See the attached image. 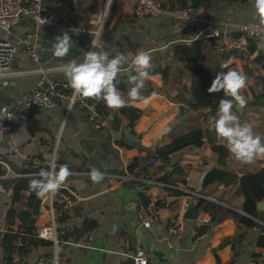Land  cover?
I'll use <instances>...</instances> for the list:
<instances>
[{
  "label": "crops",
  "instance_id": "0c3cea01",
  "mask_svg": "<svg viewBox=\"0 0 264 264\" xmlns=\"http://www.w3.org/2000/svg\"><path fill=\"white\" fill-rule=\"evenodd\" d=\"M44 3L51 11V24L69 29L73 46L66 57L56 58L53 43L64 32L42 25L29 16L22 17L13 29V38L16 39L24 32H30L42 57L40 62H35L18 51L10 69L0 78V108L10 109L19 116L8 123L9 130L0 143V156L12 173L23 174L17 178L8 176L0 179V263L14 256L31 261L54 249L48 197L37 198L26 189L20 192L18 200H13L11 187L18 178L31 179L41 169H49L48 162L53 155L58 167L67 164L72 173L64 185L82 198L71 211L57 216L55 235L59 264H129L130 255L137 248L143 249L147 264H247L251 252L264 253V247L254 243L258 234V229L254 227L248 231L238 256L231 262L233 246L226 238L232 236L236 223L230 216L217 218L214 223V220L210 222L207 212L195 209V219L182 217L187 206L195 204L193 193L202 189L210 192V195H203L204 198L242 212L243 197L236 191L237 182L224 184L221 179L206 173L214 168H226L240 177L248 171L264 167V160L242 164L229 151L223 159L225 163H220L218 155L212 150L215 144L226 147V142L216 136L212 122L217 115L219 100L230 97H225L221 91L216 93L213 107L194 108L190 105L194 100L191 87L195 61L204 63L208 68L215 66L220 72L228 70L221 65L231 59L229 68L244 73V62L249 64L256 51L249 53L245 59L239 56L215 58V51L200 33L204 27L203 20L188 22L164 15L137 17L132 12L134 0H112L101 25L96 17L108 4L106 0H44ZM192 10L194 15L221 28H260L252 0H246L244 4L238 0H217L212 7L198 6L192 7ZM88 15L95 16L92 22L87 21ZM190 22L194 24L189 26ZM97 34L110 58L117 53L151 52L152 79L145 82L142 90L149 102L128 106L138 114L127 107L117 110L120 118L118 127L112 129L111 126L110 132L104 133L91 123L89 113L94 106L83 101L77 100L71 111L68 97L58 98L48 108L23 103V98L32 90L46 89L50 79L63 81L68 86L60 66L71 60L81 62L84 52L91 50V40ZM258 38L259 46L264 43V32ZM179 42H186L192 47L191 60L176 58L173 46ZM259 49L264 56V48ZM253 65L255 75H264V67ZM15 71L21 73L17 75ZM246 76L247 87L242 94L247 103L243 108L234 107L233 110L242 123L252 124L254 132L264 137V95L258 102L254 100L253 94L260 90L261 85L256 84L253 76ZM131 87L125 77L121 91L125 98ZM71 92L68 86L67 95ZM193 128L203 131L202 146L176 150L169 154L168 163L155 156L158 147ZM111 131L120 133L117 139L112 138ZM135 140L144 148L136 147ZM33 156L41 160L38 168L32 166ZM151 156L157 158L153 179L158 171L162 174L166 170L169 172L167 176L174 180L182 194L168 195L163 186L146 184L144 192L149 199L148 204L155 207L158 218L149 227H143L138 219L142 204L136 185L129 181L110 185L106 176L100 183H93L84 172H89L91 168H97L104 174L120 172L129 164L139 162L128 167L137 170ZM1 171L4 169L0 167ZM64 214L67 217L60 222L59 218ZM85 219L95 223L89 231L83 230ZM28 226L33 227L37 237L50 240L52 244L24 250L20 247V238L15 237L10 242L14 248L3 249L5 233L25 234ZM170 226H174L175 232L168 231ZM59 229L69 232V236L60 237Z\"/></svg>",
  "mask_w": 264,
  "mask_h": 264
},
{
  "label": "clouds",
  "instance_id": "9594fccd",
  "mask_svg": "<svg viewBox=\"0 0 264 264\" xmlns=\"http://www.w3.org/2000/svg\"><path fill=\"white\" fill-rule=\"evenodd\" d=\"M252 4L259 27L264 29V0H252ZM40 20L42 25L46 23L45 20ZM53 45V55L62 59L68 55L73 42L65 32L55 38ZM259 47L264 48V43H260ZM231 63L232 60L229 59L221 65V68L228 70L218 72L207 89L209 94L222 91L225 97L231 98L219 100L212 128L216 136L226 142L229 153L236 161L251 164L256 160H264V137L254 132L252 124L242 123L233 110L234 107L243 108L247 103L242 90L247 87L248 77L229 68ZM152 68L150 51L138 50L135 54L128 55L117 53L110 58V53L105 50L104 42L97 34L91 40V50L84 52L81 62L71 60L60 66V71L72 89L69 110L77 100L87 99L103 101L112 110L147 104L148 98L142 94V90L145 82L152 79ZM121 77H127V82L132 85L127 98L118 87ZM71 175L67 164L58 168L53 164L50 169H41L35 177L29 179L28 187L37 198L46 199L58 192ZM88 176L93 183H100L105 179V174L97 168H91Z\"/></svg>",
  "mask_w": 264,
  "mask_h": 264
},
{
  "label": "built area",
  "instance_id": "2783aa9c",
  "mask_svg": "<svg viewBox=\"0 0 264 264\" xmlns=\"http://www.w3.org/2000/svg\"><path fill=\"white\" fill-rule=\"evenodd\" d=\"M108 4L105 9L98 14V19L101 25L107 15L108 7L112 0H106ZM132 12L137 17L146 16H172L183 18L186 21H192L194 19L203 20L204 27L200 33L205 38H220L219 50L224 49H235L242 52L248 51L247 36L258 37L264 29L258 27H242L239 30L243 31L238 37L230 35V28H221L214 26L211 21L203 19L200 16L194 15L192 7L187 6L180 9L168 10L164 7L162 0H134V6ZM32 17L38 23L41 20H45V25L52 23V16L49 7L44 3V0H0V78L6 74L10 69L11 63L15 58L18 51L23 52L29 58L35 62H40L41 52L35 46L33 42V35L30 32H24L20 37L13 38V29L18 24L19 20L24 17ZM95 17V16H94ZM92 15H88L87 21L92 22L94 19ZM202 18V19H201ZM42 70V69H40ZM219 71H216V74ZM15 74H20V71H15ZM48 87L46 89H34L23 98L25 105H34L40 107H51L54 104V98H71L72 92L69 96L66 93L67 84L63 81L50 79L48 81ZM90 120L92 125L104 133H109L111 130V123L113 120V112L105 111L98 113L95 110H90ZM19 116L14 111L5 107L0 108V143L3 141L4 136L9 130V122L13 119H18ZM157 158L154 156L148 157L142 168L137 170H131L128 167H124L120 172L106 173L105 176L108 178L110 185H115L120 182L129 181L136 185L139 190L145 191L143 185H158L164 186L166 184L153 179L152 174L155 171L154 164ZM32 166L38 168L41 164V160L37 156L31 157ZM49 169L55 164L58 167V163L54 155L48 162ZM0 167L4 171L0 172V179L8 176L20 177L22 173H12L7 162L0 156ZM39 172V171H38ZM37 172V173H38ZM89 172H84L88 174ZM193 195L203 196L202 194L195 192ZM82 198L71 188L63 185L58 192L54 195L48 196V205L50 220L52 228L54 230L53 235V246L54 249L51 253L40 254L33 260L27 261L20 256H14L10 259H4L0 264H59V257L56 249L57 238H56V219L57 216L63 212L71 211ZM57 208V210L55 209ZM158 218L155 207L151 204L141 205L138 211V219L143 227H149ZM169 232H175L174 226H170ZM131 263L129 264H147V257L141 248H137L130 255ZM126 264V263H122ZM247 264H264V258L261 256L256 258H250Z\"/></svg>",
  "mask_w": 264,
  "mask_h": 264
},
{
  "label": "trees",
  "instance_id": "16d2710c",
  "mask_svg": "<svg viewBox=\"0 0 264 264\" xmlns=\"http://www.w3.org/2000/svg\"><path fill=\"white\" fill-rule=\"evenodd\" d=\"M227 2H232L234 0H225ZM241 4H244L246 0H238ZM217 2V0H163V5L168 10H175L184 8L187 6L190 7H212V5ZM161 16V15H160ZM179 21V20H178ZM180 22V21H179ZM184 22V21H183ZM194 23L190 22L188 25H193ZM187 25V24H185ZM202 28V27H201ZM243 34L242 30L239 29H231L230 35L234 37H238ZM202 39L208 42L207 44L211 45V49L214 57L221 56L223 59H228L230 57L239 56L242 59L248 58L249 53H253L256 51L255 55L250 59V63L244 62V73L248 76H253L256 80V84L259 83L260 90L257 93L253 94V98L256 102H258L259 98L264 95V75L263 74H254V65L257 64L261 67H264V56L260 52L258 42L260 38L258 37H251L247 36L248 42V51L242 52L235 49H224L219 50L218 46L220 45V38H205L202 35ZM173 49L176 51V58L181 61H189L192 59V47L186 42H179L173 46ZM193 83L191 87V96L193 97V102L190 103L191 107H198V106H214L213 100L216 96V93L209 94L207 89L211 86V82L213 80L212 74L209 72L208 67L205 66L204 63L195 61L193 66ZM125 83V77H121V83L118 85L120 91L123 90ZM81 101V100H80ZM87 105L94 106V110L98 113H102L105 111H111L106 107L103 101H96L93 99L83 100ZM132 109L131 107H127ZM138 114V111L132 109ZM113 113V120L111 123L112 129H116L120 122L119 114L117 110H112ZM203 131L200 128H193L189 131L176 135L172 137L169 143L158 147L155 150V156L159 157L164 163L169 162V154L172 152L182 149L188 146H195L200 147L203 145ZM212 150L218 155V161L220 163H225L224 158L228 154V150L225 146L221 144L212 145ZM139 162H135L129 164L128 167L131 168L133 166L138 165ZM207 175L219 178L224 184L236 183L237 193L241 194L243 197V202L241 205L242 212L235 211L230 207H224L216 202L210 201L203 196H196L194 197L195 201V209L198 211L207 212L210 215V222H212L215 218L221 219L224 216H230L236 223V228L232 236L227 237L226 241L232 243L233 250L231 256V262L238 256L240 252V246L246 237L248 231L254 227L258 229V234L255 238V245L264 247V211L259 210L256 207V203L264 198V167L258 168L255 171H248L242 174L240 177L226 168L222 169H212L211 171L206 173ZM169 172L164 170L162 174H158L155 177V180L162 182L166 185L163 188L166 190L168 195H180L182 194V190L177 188V185L174 183V180L169 178ZM29 179L28 178H18L13 181L12 183V199L18 200L20 198V192L22 190L29 189ZM184 182V179H182ZM143 188L146 189L147 185H143ZM202 189L200 194L202 195H210L209 191ZM139 202L142 205H147L149 203V199L144 191H139ZM222 200V199H221ZM66 214L62 215L59 218L61 222L66 218ZM84 231H89L94 227V222L88 221L87 219L84 220ZM59 236L66 238L69 236V232L60 230ZM62 231V232H61ZM4 250H11L14 247L10 245V242L13 238L19 237L21 240V248L24 250H31L36 248L38 245H49L52 244L50 240H43L36 236V233L32 226L27 227V231L25 234H18V233H5L4 235ZM26 248V249H25ZM261 256L264 258V253L260 252H251V258H256Z\"/></svg>",
  "mask_w": 264,
  "mask_h": 264
},
{
  "label": "water",
  "instance_id": "95a60500",
  "mask_svg": "<svg viewBox=\"0 0 264 264\" xmlns=\"http://www.w3.org/2000/svg\"><path fill=\"white\" fill-rule=\"evenodd\" d=\"M51 27L55 28V29H58L62 32H67L68 34L70 33L69 29H66V28H63V27H60L58 25H54V24H50ZM209 72L214 75L215 74V71H216V67L215 66H211L208 68ZM58 100V98H54V101L56 102ZM93 108V107H92ZM236 109H239L238 107H236ZM120 133L118 131H111V135H112V138L115 140L117 139L118 135ZM134 144L136 147H139L141 149H143L144 147L140 144V142L138 140H135L134 141ZM157 146V145H156ZM256 207L259 209V210H264V199H261L260 201H258L256 203ZM195 205L193 204H190L187 206V208L184 210L183 214H182V217L184 219H195L196 218V215H195ZM217 222V218L214 219V223Z\"/></svg>",
  "mask_w": 264,
  "mask_h": 264
}]
</instances>
